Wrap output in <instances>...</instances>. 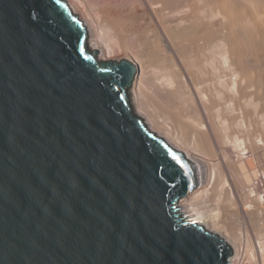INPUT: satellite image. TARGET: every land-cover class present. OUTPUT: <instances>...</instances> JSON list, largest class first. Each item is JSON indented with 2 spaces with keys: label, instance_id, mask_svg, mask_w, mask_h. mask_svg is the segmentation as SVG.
<instances>
[{
  "label": "water",
  "instance_id": "1",
  "mask_svg": "<svg viewBox=\"0 0 264 264\" xmlns=\"http://www.w3.org/2000/svg\"><path fill=\"white\" fill-rule=\"evenodd\" d=\"M135 71L63 0H0V264H227L177 211L198 172L132 114Z\"/></svg>",
  "mask_w": 264,
  "mask_h": 264
},
{
  "label": "bare ground",
  "instance_id": "2",
  "mask_svg": "<svg viewBox=\"0 0 264 264\" xmlns=\"http://www.w3.org/2000/svg\"><path fill=\"white\" fill-rule=\"evenodd\" d=\"M68 2L70 12L78 16L89 34L90 51H96V60L122 55L136 67L130 87L134 114L156 137L185 153L198 172V186L214 177L212 165L217 171H226L235 163L240 174L250 177L253 149L249 107L251 85L257 88L259 82H264V62L260 64L264 58L259 55L264 52V0ZM251 54L256 57L253 61ZM262 85L260 95L264 98ZM249 186L250 194L261 190L259 182ZM195 190L190 194H195ZM233 195L229 188L220 192V196L230 199ZM176 207L186 222L217 235L230 248L233 246L229 234L223 232L227 238L224 239L212 232L226 229L223 214L200 213L192 202L180 201ZM257 209L251 213L264 216V209ZM258 240L254 250L253 246L249 248L251 252L247 242L244 255L232 247L234 254L226 259L227 264H235L238 258L245 264V259L250 261L248 253L261 254L264 264V239Z\"/></svg>",
  "mask_w": 264,
  "mask_h": 264
},
{
  "label": "rangeland",
  "instance_id": "3",
  "mask_svg": "<svg viewBox=\"0 0 264 264\" xmlns=\"http://www.w3.org/2000/svg\"><path fill=\"white\" fill-rule=\"evenodd\" d=\"M63 1L68 5V3H69L68 0H63ZM73 15L76 16V14H73ZM250 18H251V16H250ZM253 20H255V18ZM253 20H251V21L254 22ZM244 23H245V25L248 23L247 19H246V22H245V18H244L243 24ZM87 36H88L87 47L89 46L88 49L90 51L91 44L89 42L90 41L89 40V34ZM262 54H263V56H262ZM259 55H261L264 58V52L259 54ZM253 56H254V54H251V59L252 58L253 59L256 58V57H253ZM262 57H261V60L263 59ZM253 59L251 61H253ZM108 60L113 61V62H120L122 60H129V59L124 57V56H122V55H114V56L108 58ZM263 62H264V59H263L262 62L260 61V64L263 63ZM254 73H256V76H257V75H259L258 73H260V72L258 71V73H257V71H255ZM262 83H264V82L263 81L259 82V85L260 84L262 85ZM259 85L257 86V88L255 86L252 87V85H251V107H249V108L251 109V125H250L251 126L250 127V130H251V144H252L251 145V147H252L251 150L253 149L251 151V153H252L251 154V163H253V164H251L252 165V167H251L252 168L251 169L252 173H251L250 177L249 178H245L244 175L240 174L239 173V168L237 167V165H235V163L231 164L229 169L228 168L226 169V171L228 173L226 171H224V170L217 171V169H215L216 167L214 165H212V168H213L214 171L211 169V172H213L214 177H212V179H210L209 183L206 184V182L204 181L205 184L203 183L202 186H198L197 189L195 190V192L196 191L199 192L198 194L196 192L195 193L196 195L195 194H193V195L190 194L191 196L188 195L184 199L180 200V201H183V203H185V204H189V202H192V204L194 203V208L198 212L203 213V214H214V213L218 214L219 212L221 214H223L222 215V223H223V226L226 229L223 228L224 231L215 230V231H212V232L215 233V234H218L219 236H221L224 239H227V238L223 234L225 232L227 234H229V236H230L229 239H231V242H233V244H232L233 246L232 247H234L235 250L240 249V253H243V255H244V253H246V251H244V250H246V248H247V242H248V249L252 248V246H253L252 250H254V247L257 245V241L256 240H258L261 235H262L261 236L262 239L260 238L259 239L260 241L258 240V242H261L264 239V235H263L264 234V216H261L262 217L261 218L260 216H256L257 214L256 215L252 214L254 212V209H257V208H258L257 210L264 209V201H263L264 200V193H263L264 192L263 191L264 190V159H263L264 158V155H263L264 154V140H263L264 139V121H263L264 120V108H263L264 107V105H263L264 104V98L260 95L261 91H260V86ZM262 87H263V85L261 86V88ZM257 89H259V92L257 91ZM130 90L131 89L129 88L126 93H127L129 107H130L132 113L134 114V109H133V105H132L133 103L131 101L132 97H131V94H130ZM134 115L138 117V115H136V114H134ZM240 130H242V129H240ZM253 146H255L256 148L253 147ZM262 152H263V154H262ZM255 157H257V159ZM223 167H224V165H223ZM210 168H211V166H210ZM215 171H217V172H215ZM254 171L257 172L255 176H253ZM257 176H258V179H256ZM244 180H245V182H244ZM253 180H255V181H253ZM253 182H259L260 187L258 189H261V190L258 193L254 190L253 193L250 194V192L247 189L250 188L249 185H250V183H253ZM213 184H215L216 188L218 187L219 190H218V188L216 189L215 185H213ZM224 184H225V186H220V185H224ZM227 184H228V186H227ZM206 185H207V187H206ZM210 186H212V187H210ZM228 188L231 191H233L234 194H235V195H233V199H230V197L227 198V196H220V192L224 191V190H228ZM251 188H252V186H251ZM208 190H209L210 193L208 192ZM202 193H204V194H202ZM222 195H224V193ZM241 196H243V197H241ZM190 197H193V198H190ZM259 197H261L262 201H261V199ZM255 199H256V201H255ZM232 200H234V201H232ZM180 201H179V203H180ZM226 209H228V210H226ZM225 214H227V215H225ZM243 214H245V215H243ZM224 217H226V218H224ZM223 219H224V221H223ZM230 233H231L232 236L230 235ZM235 236H236V239H235ZM263 243H264V241H263ZM232 250H233V248H232ZM249 250L251 252V249H249ZM232 253L234 254V251ZM246 257H250V261H248V259L247 260L245 259V262H246L245 264H253L254 261H257L256 264H261V259L260 258H262V257H261V254H259V253L258 254L255 253L254 256H252L251 253H248V255ZM243 258H244V256H243ZM251 261H253V262L250 263Z\"/></svg>",
  "mask_w": 264,
  "mask_h": 264
},
{
  "label": "built area",
  "instance_id": "4",
  "mask_svg": "<svg viewBox=\"0 0 264 264\" xmlns=\"http://www.w3.org/2000/svg\"><path fill=\"white\" fill-rule=\"evenodd\" d=\"M242 260H243L242 258H238V259H236V260H235V261H236L235 264H244Z\"/></svg>",
  "mask_w": 264,
  "mask_h": 264
}]
</instances>
